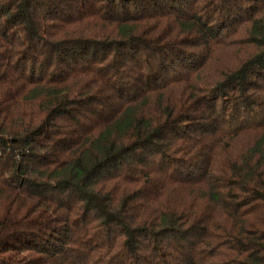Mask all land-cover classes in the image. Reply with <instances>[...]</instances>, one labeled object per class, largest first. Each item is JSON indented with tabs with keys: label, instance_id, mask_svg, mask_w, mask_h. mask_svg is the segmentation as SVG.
<instances>
[{
	"label": "trees",
	"instance_id": "trees-1",
	"mask_svg": "<svg viewBox=\"0 0 264 264\" xmlns=\"http://www.w3.org/2000/svg\"><path fill=\"white\" fill-rule=\"evenodd\" d=\"M0 264H264V0H0Z\"/></svg>",
	"mask_w": 264,
	"mask_h": 264
}]
</instances>
